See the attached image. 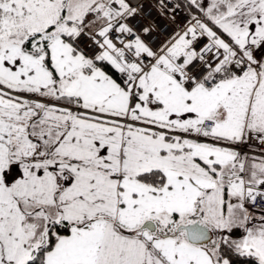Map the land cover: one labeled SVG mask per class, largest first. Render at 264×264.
I'll return each mask as SVG.
<instances>
[{"label": "snow or ice", "instance_id": "6c2138e0", "mask_svg": "<svg viewBox=\"0 0 264 264\" xmlns=\"http://www.w3.org/2000/svg\"><path fill=\"white\" fill-rule=\"evenodd\" d=\"M0 0V264H264V0Z\"/></svg>", "mask_w": 264, "mask_h": 264}, {"label": "built area", "instance_id": "2783aa9c", "mask_svg": "<svg viewBox=\"0 0 264 264\" xmlns=\"http://www.w3.org/2000/svg\"><path fill=\"white\" fill-rule=\"evenodd\" d=\"M134 3L141 4L144 8L140 17L137 18L139 22L141 24H158L159 27L156 28V32L159 34L161 39L165 38V30H171L174 25L169 23L167 17L161 15L159 9L156 7V0H134Z\"/></svg>", "mask_w": 264, "mask_h": 264}]
</instances>
